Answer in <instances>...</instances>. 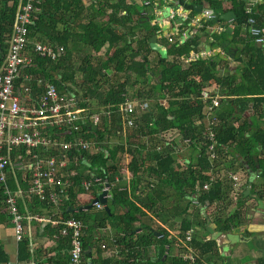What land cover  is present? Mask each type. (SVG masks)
<instances>
[{"label":"trees","instance_id":"16d2710c","mask_svg":"<svg viewBox=\"0 0 264 264\" xmlns=\"http://www.w3.org/2000/svg\"><path fill=\"white\" fill-rule=\"evenodd\" d=\"M16 3L17 0H0V63ZM152 3L142 5L141 13L125 0H34L32 20L27 25L29 40L60 45L63 53L54 60L34 56L32 64L22 72L53 84L60 94L71 93L77 100L84 96L93 98L96 106H100L95 111L100 112L96 125L79 124L78 134L92 146L73 151L78 164L69 166L75 175L69 178L62 200L46 202L33 195L22 196L17 199L16 208L20 213L51 214L58 221L67 218L80 221L83 255L91 264H214L224 257L207 237L199 205L215 230L237 231L242 227V233L248 234L244 202L249 195L241 191L234 194L228 180L219 176L220 158L229 156L226 171L235 161L245 177L248 175L244 167L257 169L260 182L253 184L248 179L244 183L250 184L249 191L258 199L264 196V121L252 131L245 119L233 125L234 109L239 111L248 102L252 103L253 115L264 119L260 111L264 102V48L256 46L247 31L255 24L264 41V0H257L252 6H247L245 0L182 2L190 12L189 18L195 4L217 15L231 11L235 16L232 32L209 33L208 28L215 23L200 20L188 38L167 45L169 59L156 54L150 66L148 39L156 31L147 11ZM220 22L218 19L217 23ZM208 38L210 45L222 44L227 52L238 47L240 56L235 58V71L228 61L217 56H199L183 65L181 57L199 51L200 42ZM103 47L100 58H91ZM76 72L84 74L83 78H77ZM21 83L19 75L14 80L15 88ZM211 85L225 108L213 110L209 119L213 117L214 121L209 124L203 106L215 94L205 91ZM26 86L28 99L39 94L35 80ZM125 99L150 102L144 111L134 114L131 126L122 120L121 105ZM81 101L78 100L80 106L86 107L87 100ZM207 127L213 132L216 154L211 160L206 152L210 143L205 136ZM169 131L178 133L184 146L191 148L188 156H180L175 144L163 137ZM112 138L114 141L108 145ZM21 150L12 148L10 155ZM236 157L242 159L244 166L236 163ZM13 172L6 181L11 193L25 189L18 172ZM87 180L90 185L85 191L81 183ZM123 180L125 185H120ZM105 183L110 194L106 200L108 211L93 206L71 211L87 205ZM203 184L206 189H202ZM80 193H86V198H78ZM4 197L0 184V226L12 225ZM232 202L234 207L228 209ZM58 223H37L41 226L40 234L55 243L53 255L42 252L41 247L33 248L28 236H23L16 242V261L69 264V238L59 235ZM189 229L192 233L186 241L184 232ZM151 247L155 250L153 257L148 254ZM182 251H189L192 259H183ZM7 260L0 242V264H6ZM255 264H264V256L257 258Z\"/></svg>","mask_w":264,"mask_h":264},{"label":"built area","instance_id":"2783aa9c","mask_svg":"<svg viewBox=\"0 0 264 264\" xmlns=\"http://www.w3.org/2000/svg\"><path fill=\"white\" fill-rule=\"evenodd\" d=\"M33 2L34 0H17L0 63V184L3 186L4 202L11 214L15 242L26 236L25 228L31 221L50 225H56L59 222L58 224H61L58 230L59 235H68L69 238L68 263L87 264L81 247L83 225L80 221L73 218L58 221L48 215L28 211L20 213L16 208V201L22 196L33 195L40 201L46 202L62 200L66 192L65 188L70 184L69 178L75 175V170L69 166L78 164L73 151L87 150L92 146L91 142L78 134L79 124L84 122L96 125L99 121V113L80 106L75 95L60 94L53 84L38 77L35 78L29 72H22L24 67L32 64L34 56L54 60L63 53V47L60 45H47L40 41L29 40L27 25L32 20ZM141 3L148 5L152 3V0H141ZM202 14L209 19L207 10L202 11ZM252 33L253 30L250 34ZM170 40L168 38V41ZM254 41L262 42V38L254 37ZM19 75L22 83L15 88L14 80ZM32 80H35V84L40 87V92L34 98L28 99L26 85ZM14 89L17 91L15 92ZM217 105L218 96L214 94L203 106V112L208 117L209 124L214 121L213 117L209 118ZM147 106L146 101L125 99L121 105L123 124L131 126L134 114L144 111ZM205 136L210 142L206 152L208 159L211 160L216 154L212 139L213 132L209 127L205 130ZM12 148L22 150L16 151L11 156ZM40 151L44 154H40ZM13 171L18 172L25 189H17L16 192L11 193L6 181L10 173H15ZM230 178L232 188L236 190L239 187V177L231 175ZM81 185L87 191L90 181H83ZM206 188L207 185L203 184L202 189ZM82 195L87 196L86 193H80L78 197ZM92 206L95 209L103 208V204L99 202L93 203ZM191 233V229L184 232L186 241L189 240ZM182 258L192 259L189 251L185 252Z\"/></svg>","mask_w":264,"mask_h":264},{"label":"crops","instance_id":"0c3cea01","mask_svg":"<svg viewBox=\"0 0 264 264\" xmlns=\"http://www.w3.org/2000/svg\"><path fill=\"white\" fill-rule=\"evenodd\" d=\"M127 3H133L138 10L142 13V3L141 0H125ZM247 6H252L256 3L257 0H245ZM182 2L189 3L190 0H158L152 4V6L147 10L149 14L152 15V18L150 20V23L153 24L156 27V31L153 35H155L156 39L155 42L162 46L165 51V57L166 56V47L168 44H170L173 41L182 42L186 38H188L195 28H197L200 23V20H205L206 18L203 16L202 12L199 14L194 11L191 18H189L190 12L188 9L184 8L182 5ZM141 3V4H140ZM193 6H196L193 5ZM202 7V6H201ZM202 9H205L202 7ZM220 24L216 23L213 24L208 28L209 33H219L220 31H224L226 34H230L233 29V24H227L225 21L220 20ZM235 21V18H234ZM228 25L231 27L230 32H226L225 29L219 28L220 25ZM160 27L166 28L169 33L164 34L162 31H160ZM165 29V30H166ZM173 32V33H172ZM185 32L186 35H185ZM261 32V30H260ZM181 35L180 37L176 36L175 34ZM168 38L171 40L168 41ZM211 38H208L207 40H202L199 44V51L196 53L190 52L187 56L181 57V62L183 65H185L186 62L202 56H212L210 52L205 53V47L211 46L213 50H216L218 53L221 54H235L234 52L237 51L238 55L235 57V55L232 58H228L225 55V59L220 58L222 60L228 61V66L232 71L236 70L237 61H235V58L240 56V51L238 50V47H232L231 51H225L222 49V44L220 46L213 47L210 45ZM226 44V43H225ZM223 44V45H225ZM264 46V41H263ZM104 50V47L101 48L100 52L96 55L91 56V58L98 59L101 57L102 51ZM75 54V53H74ZM156 52L152 51L147 55V59L150 63V66H152L156 60ZM217 56V55H215ZM218 57V56H217ZM170 57L168 56L167 59ZM219 58V57H218ZM78 62V59H76ZM76 62V64H77ZM219 72L222 73V68L219 69ZM76 74L77 78H83L84 74L77 72ZM127 91H130V89L127 87ZM216 89L213 88V86H208L205 88V91L208 93H215ZM218 97L220 95L218 93H215ZM82 101H86V107L90 109L91 111L95 110V108L100 107L96 106V102L93 98H89L87 96H84V98H81ZM81 101V102H82ZM95 102V104H91V102ZM221 103L218 102V110H220L219 106ZM94 108H93V107ZM222 111V110H221ZM260 111L264 114V102L260 105ZM233 125L236 126L241 122V120L245 119L250 125L251 128H249V131L254 130L255 126H261L262 122L264 121L263 118H256L255 115H253L252 112V103L248 102L243 109L237 111L234 109L233 114ZM254 123V124H253ZM184 157V156H182ZM236 163L240 162L242 166H244L243 161L240 157L235 158ZM222 169L219 170L218 174L221 177H224L226 180H228L231 190L232 188V182H231V175H236L239 177V187L234 191V194H237L239 191L242 193L244 192L245 188L248 186V195L249 194H255L252 191H249L250 184L244 183L246 180H250L253 184H257L260 182V178L258 177V170H250L244 167L247 177H245L243 169L240 168L239 165H235V161L231 162L233 164L232 168H230L228 171H226L225 167L229 165V156H226L225 158H220ZM125 181H122L120 185H125ZM232 191V192H233ZM246 195V194H245ZM78 197V195H77ZM80 199L86 198V196L82 195L78 197ZM262 200V204L258 205L251 196H249V199H247L244 202V205L246 206V213L245 217L248 219V222L246 223L245 230L248 232V234L244 235L242 233L243 229L242 227H239L237 231H231L232 233L238 234L241 238L240 241L235 242L231 245L229 250L225 251L227 254L223 255L224 259H216L214 264H255L256 259L259 257L264 256V196L263 198H259ZM234 207V202L230 204L228 209H232ZM51 216V214H49ZM211 223V222H210ZM211 225L214 227V224L211 223ZM26 232L25 235L28 236V238L31 240V244L33 248L41 247L42 252H45L48 255H53L55 243L52 241V239H49L48 237L41 235V226H37L36 222H29L25 228ZM171 234H173L171 232ZM208 237V236H207ZM0 242L3 246V249L6 251L8 260L6 264H32L31 261H25V262H17L16 261V242L14 241L13 236V228L12 225L8 226H0ZM93 254V251H91ZM107 254L108 252H104ZM103 253V254H104ZM155 253L154 248L148 249V254L153 257ZM47 255V256H48Z\"/></svg>","mask_w":264,"mask_h":264},{"label":"water","instance_id":"95a60500","mask_svg":"<svg viewBox=\"0 0 264 264\" xmlns=\"http://www.w3.org/2000/svg\"><path fill=\"white\" fill-rule=\"evenodd\" d=\"M156 1H158V0H156ZM192 8L195 12H197L199 14L202 11L207 10V15L208 14L210 15L209 19L211 21H213L215 24L217 23V20L219 19V20L225 21L227 24L235 25V21H234L235 16L231 11H226L223 14L217 15V14L213 13L212 10L202 9L201 5H196V6H193ZM227 24L224 26L220 25L219 28H223V29H225L226 32H230L231 27L228 26ZM165 29L166 28H164V27H160V31H162V32L164 31L163 32L164 34H168L169 31L167 29L166 30ZM251 30H253V33H252L253 37H261V32L258 30V27L255 24H251L249 26V28L247 29V31L249 33L251 32ZM186 33L187 32H185V35H186ZM175 35L178 37L181 36L177 33ZM155 39H156L155 35H152L149 37V39H148L149 49L152 51H155L161 58H164L165 57L164 48L162 46L158 45L155 42ZM255 45L258 47L264 48L263 39H262V42L255 41ZM204 51H205V53L210 52L212 56L217 55L219 58H223V59H225L226 57L232 58L234 55L236 57L238 55V52L235 51L234 52L235 54H230V53L226 54V55L224 54L226 56L225 57L223 54L218 53L216 50H213L212 47L208 46V45L205 47ZM263 53H264V50H263ZM103 187H105L106 189H100V191L97 193V195L87 205L80 206L76 209H72L71 211H81V210L89 209L92 207V204L95 202H99V203L103 204V209L105 211H108V208L106 206V200L109 198V195H110L109 190H108L109 185L107 183H105ZM247 193H248V186L245 188L243 195H245ZM249 196H251L253 199H255V201L258 205L262 204V200L258 199L256 194H249ZM198 209L200 210V215L205 219V229L208 233V239L213 240L215 242V245L217 247V250H218V253L220 256L226 255L227 253L225 251L229 250V248L231 247V245L233 243L241 240L240 236L238 234L232 233L231 231L221 232L219 230H215L214 227L211 225L209 219L207 218V215L205 213L204 208L199 205ZM65 211H68V209H65ZM138 230L139 229H137V231ZM87 264H91V263L87 262Z\"/></svg>","mask_w":264,"mask_h":264},{"label":"rangeland","instance_id":"374dc122","mask_svg":"<svg viewBox=\"0 0 264 264\" xmlns=\"http://www.w3.org/2000/svg\"><path fill=\"white\" fill-rule=\"evenodd\" d=\"M141 4V3H140ZM95 59V58H94ZM76 74H78L77 72H76ZM77 99V98H76ZM78 100H81V99H79L78 98ZM146 103L148 104V105H150V102H148V101H146ZM219 103H221L220 104V106H219V109H224L225 108V103H224V101H222V102H219ZM91 104H95V102L93 101V102H91ZM93 107V106H92ZM94 108V107H93ZM98 110V109H97ZM215 111H217L218 110V107H216L215 109H214ZM92 112H96L95 110H93ZM98 112H100V111H98ZM163 137L165 138V139H167L168 141H171V142H173L174 144H175V146L177 147V151H178V154L180 155V156H188L190 153H191V148H189V147H187V146H184V144L180 141V136H179V134L178 133H176V132H174V131H169V132H166V133H164L163 134ZM112 141H114V139L112 138V139H109L108 140V145H110L111 143H112ZM178 154H177V156H178ZM123 181H125V180H123ZM122 182V181H121ZM121 184V183H120ZM197 228V227H196ZM198 229V228H197ZM198 233H202L201 232V230H198ZM184 253L185 252H180V255L181 256H183L184 255ZM172 254H175V250L172 252Z\"/></svg>","mask_w":264,"mask_h":264}]
</instances>
